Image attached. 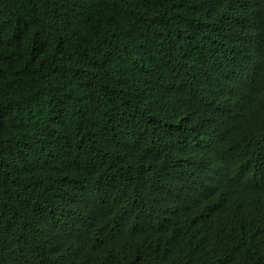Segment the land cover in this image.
<instances>
[{"label":"trees","instance_id":"obj_1","mask_svg":"<svg viewBox=\"0 0 264 264\" xmlns=\"http://www.w3.org/2000/svg\"><path fill=\"white\" fill-rule=\"evenodd\" d=\"M0 264H264V0H0Z\"/></svg>","mask_w":264,"mask_h":264}]
</instances>
